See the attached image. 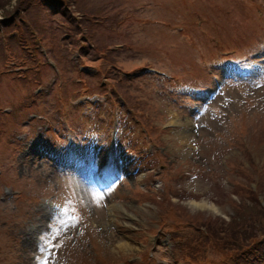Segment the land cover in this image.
Listing matches in <instances>:
<instances>
[{
	"label": "rangeland",
	"instance_id": "374dc122",
	"mask_svg": "<svg viewBox=\"0 0 264 264\" xmlns=\"http://www.w3.org/2000/svg\"><path fill=\"white\" fill-rule=\"evenodd\" d=\"M77 1L0 4V264H264V0Z\"/></svg>",
	"mask_w": 264,
	"mask_h": 264
},
{
	"label": "trees",
	"instance_id": "16d2710c",
	"mask_svg": "<svg viewBox=\"0 0 264 264\" xmlns=\"http://www.w3.org/2000/svg\"><path fill=\"white\" fill-rule=\"evenodd\" d=\"M10 1L11 0H0V4H2V5H4V4H9L10 3ZM24 3H25V5H27V9L28 10H30V9H34V10H36L37 8H39L38 7V3H39V0H22ZM45 1V0H44ZM55 1H57V2H59V0H55ZM76 1V2H75ZM72 2H73V4H75V5H77V3H78V1L77 0H72ZM72 2H71V4H72ZM63 3H64V5H66L67 7H69V5L68 4H66L64 1H63ZM25 5H22V6H19V7H17V10H19V11H23V8H25L26 9V7H25ZM72 6V5H71ZM78 8H79V6H78ZM24 9V10H25ZM26 9V10H27ZM44 9H46V8H44ZM97 10V11H96ZM100 8H96L95 9V14H93V15H95V17H97L96 19H99V18H102L101 16H99V15H101V13H102V11L100 12ZM81 12H83L84 14H86V17H88L89 18V15L86 13V12H84V11H81ZM100 12V13H99ZM91 23H92V21H87L86 20V22H85V25H83V32H82V35H83V39H87V40H91L92 39V37H93V32H94V29L95 28H97L98 27V24L97 23H93V25H91ZM85 41H83V43H84ZM232 55H233V57H238L237 56V53L234 51L233 53H232ZM13 56H14V54H13ZM32 56H34V53L32 54ZM8 58H4V61H6ZM2 60H3V58H2ZM39 75L40 74H37V75H35V79L37 80V81H39L40 79H39ZM117 87H121V85H117ZM118 89V88H117ZM164 211H166L165 209H164ZM166 213V212H165ZM164 213V214H165ZM225 229L226 228H224L223 230L225 231ZM227 230H229V228H227ZM210 231V230H209ZM227 237H230V238H237L236 236H234V235H232V232H230V230H229V233H227ZM239 239V241H237L235 244L234 243H232L231 244V247H227V249H229V250H231V251H234V253H232L226 260H224V261H221V262H219V263H217V264H237V259L239 258V256H240V254H241V252L243 251V250H245L247 247H245L243 244L245 243V240L243 239V238H238ZM227 253H230V252H226V255H227Z\"/></svg>",
	"mask_w": 264,
	"mask_h": 264
},
{
	"label": "bare ground",
	"instance_id": "6f19581e",
	"mask_svg": "<svg viewBox=\"0 0 264 264\" xmlns=\"http://www.w3.org/2000/svg\"><path fill=\"white\" fill-rule=\"evenodd\" d=\"M25 152H28V153L33 152L32 147L27 148V150L24 151L23 156H25ZM72 157L74 158V155L73 154H72ZM156 207H157V209H159V206H156ZM33 230H34V228L32 229V233L31 234H33V232H34ZM21 244L22 245L20 246V249L23 250L24 253L26 251L30 250L33 247V242L31 241V238L30 237L28 239H24L23 241H21ZM122 246L124 247L123 244H122ZM21 258H22L23 263H25V262L27 263V261L24 259V257H21Z\"/></svg>",
	"mask_w": 264,
	"mask_h": 264
}]
</instances>
